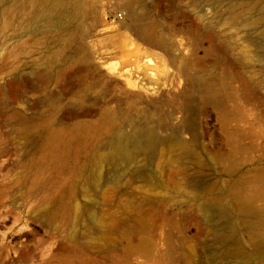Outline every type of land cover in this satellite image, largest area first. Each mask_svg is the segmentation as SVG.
Segmentation results:
<instances>
[{"label":"rangeland","instance_id":"obj_1","mask_svg":"<svg viewBox=\"0 0 264 264\" xmlns=\"http://www.w3.org/2000/svg\"><path fill=\"white\" fill-rule=\"evenodd\" d=\"M36 10L0 0V264H264V0Z\"/></svg>","mask_w":264,"mask_h":264},{"label":"bare ground","instance_id":"obj_2","mask_svg":"<svg viewBox=\"0 0 264 264\" xmlns=\"http://www.w3.org/2000/svg\"><path fill=\"white\" fill-rule=\"evenodd\" d=\"M37 5V10L34 15L35 22L38 20L49 19L63 10H65L71 0H35ZM264 34V31H263ZM132 155L127 152L112 153L107 158L112 165H116L122 159H129ZM264 199V195L254 190L253 187L249 188V191L244 193L237 201L236 207L238 212L244 214L248 210L256 209V204L258 201ZM227 223H230V219L226 216H222ZM223 231H220L219 235L221 236Z\"/></svg>","mask_w":264,"mask_h":264},{"label":"built area","instance_id":"obj_3","mask_svg":"<svg viewBox=\"0 0 264 264\" xmlns=\"http://www.w3.org/2000/svg\"><path fill=\"white\" fill-rule=\"evenodd\" d=\"M124 18V14L122 12H118L116 15H115V19L116 20H122Z\"/></svg>","mask_w":264,"mask_h":264}]
</instances>
